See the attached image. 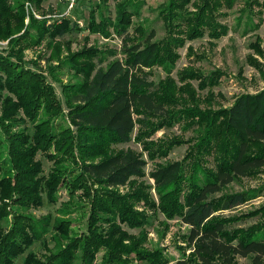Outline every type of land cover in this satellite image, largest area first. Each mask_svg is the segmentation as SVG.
<instances>
[{
	"label": "trees",
	"instance_id": "1",
	"mask_svg": "<svg viewBox=\"0 0 264 264\" xmlns=\"http://www.w3.org/2000/svg\"><path fill=\"white\" fill-rule=\"evenodd\" d=\"M25 1L39 3L0 0V41L8 40L10 45L7 55H0V136L6 148L0 158V221L11 218L10 227L0 233V264H13L35 242L43 240L46 226L39 225L28 212L43 205V194L55 204L66 182L71 196L87 182L95 186L88 234H73L69 221L56 220L52 225L59 234L56 252L42 256L27 252L23 264H128L126 257L130 255L149 264H164L161 252L135 248L133 253L122 241L120 225L138 227L145 222V213L139 212L135 203L146 197L122 194L119 188L131 178L143 176L147 162L129 150L109 153L108 147L130 142L136 124L144 130L140 139L149 136L155 129L150 128L153 123L149 125V117L161 121L176 118L168 109L176 102L174 82L168 80L159 87L149 80L146 70L162 63V52L166 53V63L174 62L171 54L180 38L163 44L153 41V31L137 40L131 37L132 19L145 0H114L115 21L108 17L96 23L92 14L87 29L108 35V28L113 27L120 37L123 57L107 61L90 50L65 58L70 69L83 77L69 94L65 113L44 76L24 68L23 51L44 40L56 43L76 27L68 21L47 25L46 20H36L32 15L25 25ZM189 1L170 0L162 12L163 22L170 27L181 25L179 34L187 39L201 37L204 29H209L212 38L226 34L225 28L218 33L215 25L214 9L222 7L220 0L211 5L210 0H202L203 6L192 16L186 10ZM227 2L230 6V0ZM178 115L186 120L208 118L204 134L195 140L186 162L158 166L150 175L159 196L158 206L153 204L155 209L168 219L177 217L188 227L184 240L191 251L190 260L177 264H214V258L230 264L236 257H251L254 264H262L264 213L258 210V215H250L262 220L260 228H242L237 225L242 217L224 212L233 211L247 198L242 194L217 195L236 178L264 168V89L240 95L220 114L188 108ZM57 119L65 126L56 123ZM145 149L152 152L156 147L146 144ZM39 153L52 162L47 174L37 159ZM160 153L150 157L165 154ZM210 156H214L212 167L206 160ZM62 239L68 241L64 247H60ZM101 250L104 255L96 262Z\"/></svg>",
	"mask_w": 264,
	"mask_h": 264
},
{
	"label": "rangeland",
	"instance_id": "2",
	"mask_svg": "<svg viewBox=\"0 0 264 264\" xmlns=\"http://www.w3.org/2000/svg\"><path fill=\"white\" fill-rule=\"evenodd\" d=\"M220 1L222 7L214 9L217 14L215 25L218 26V33L225 28L226 34L219 38H212L209 29H204L201 37L187 39L179 34L183 30L181 25L170 27L165 24L162 20V12L170 0H145L139 14L133 17L129 31L135 40L144 38L153 31L155 35L153 41L165 44L175 37L180 38L178 42H181L171 54L174 62L166 63V53L162 52V63L156 64L149 71L146 70L150 73L149 80L159 87L167 84L168 80L174 82L176 102L169 105L168 109L176 118L161 121L149 117V125L153 123L150 128H155L149 136L140 139L139 134L144 130L142 126L136 124L130 142L108 147L109 153L129 150L140 155L147 162L143 176L133 177L125 187L119 188L122 194L140 193L146 197L145 201L139 200L135 203L136 209L145 213L146 220L138 227L122 224L120 229L124 234L123 244L131 246L130 252L135 253L133 251L135 248L153 253L161 252L164 256V264L189 262L191 251L184 240L188 227L177 217L168 219L155 209L159 204V196L150 175L158 166L174 161L186 162L195 140L200 134H204L203 130L208 118V116L206 119L203 118V121L198 117L181 119L179 112L196 108L201 112L220 114L240 95L255 94L264 89V0H230V6L228 0ZM201 2L202 0H190L189 4H186L190 16L198 12L199 6H203ZM116 3L114 0H39L38 4L24 2L25 25L29 23V15H32L36 20H46L47 25H60L63 21H68L70 26L76 27L73 31L57 38L56 43L50 40L48 43L44 40L23 51L24 68L44 76L53 89L54 98L60 102L65 113L68 110L69 94L74 87H78L83 82V77L70 69L69 64L64 61L65 58L81 52L84 54L90 50L97 51L99 56L107 61L123 57L120 53L121 40L113 27L108 28V35L87 29L92 14L96 23L108 17L115 21ZM214 3L215 0L209 2L210 5ZM9 50L8 40L0 41V55H7ZM57 54L59 57L54 58ZM92 63L96 67L95 60H92ZM103 66L105 62L100 67ZM134 118L141 116L134 115ZM55 122L65 126L61 119ZM65 123L68 124V121ZM0 142V158H3L6 148L1 136ZM146 144H151V148L156 147V150L147 151ZM257 147L253 146V148ZM162 151L165 154L155 156L153 159L150 157L151 154L159 155ZM37 159L42 162L43 170L47 174L52 168V162L41 153L37 155ZM206 160L208 166L212 167L214 156L207 157ZM67 186L66 182V185L59 189L55 204H50L43 194V205L38 209L29 210L28 214L39 225H45L47 232L43 240L35 242L27 252H33L38 256L56 252L58 241L55 238L59 234L54 231L52 225L59 219L70 222L69 231L73 234L81 236L88 234L87 221L95 186L87 182L80 186L73 196L69 195ZM230 194H242L247 200L233 211H226L224 214L242 217L237 224L242 228L251 227L254 230L260 228L262 220L255 215H258L256 213L258 210L264 213V168L236 178L217 196ZM254 213L255 215L250 216ZM10 225V217L1 220L0 233L5 232ZM102 227L106 228V225L103 224ZM107 232L105 231L104 234ZM262 233L264 234V228ZM119 236L118 234L116 237ZM67 242V239H62L60 247H64ZM129 250L126 249L127 252ZM26 253L18 257L13 264H23ZM103 255L104 250L99 251L95 256L96 262H101ZM126 258L128 264H149L139 260L135 255ZM214 264L224 263L214 258ZM230 264L254 263L251 257H236Z\"/></svg>",
	"mask_w": 264,
	"mask_h": 264
}]
</instances>
